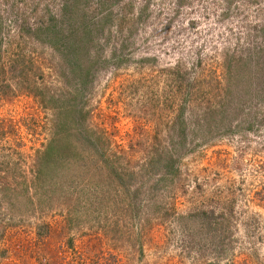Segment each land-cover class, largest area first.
Masks as SVG:
<instances>
[{
	"label": "rangeland",
	"instance_id": "374dc122",
	"mask_svg": "<svg viewBox=\"0 0 264 264\" xmlns=\"http://www.w3.org/2000/svg\"><path fill=\"white\" fill-rule=\"evenodd\" d=\"M0 264H264V0H0Z\"/></svg>",
	"mask_w": 264,
	"mask_h": 264
},
{
	"label": "trees",
	"instance_id": "16d2710c",
	"mask_svg": "<svg viewBox=\"0 0 264 264\" xmlns=\"http://www.w3.org/2000/svg\"><path fill=\"white\" fill-rule=\"evenodd\" d=\"M85 81V80H84Z\"/></svg>",
	"mask_w": 264,
	"mask_h": 264
}]
</instances>
